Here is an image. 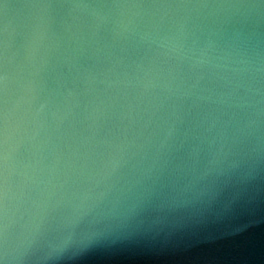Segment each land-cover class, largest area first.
Masks as SVG:
<instances>
[{
  "label": "water",
  "instance_id": "obj_1",
  "mask_svg": "<svg viewBox=\"0 0 264 264\" xmlns=\"http://www.w3.org/2000/svg\"><path fill=\"white\" fill-rule=\"evenodd\" d=\"M0 264H264V0H0Z\"/></svg>",
  "mask_w": 264,
  "mask_h": 264
}]
</instances>
